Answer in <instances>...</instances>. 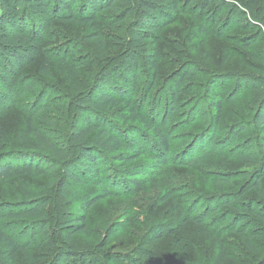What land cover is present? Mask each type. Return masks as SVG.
Segmentation results:
<instances>
[{
  "label": "rangeland",
  "instance_id": "rangeland-1",
  "mask_svg": "<svg viewBox=\"0 0 264 264\" xmlns=\"http://www.w3.org/2000/svg\"><path fill=\"white\" fill-rule=\"evenodd\" d=\"M80 1L73 6L76 15ZM180 1L185 12L171 14L143 44L156 54L155 70L144 60L136 69L125 62L131 34L109 11L98 16L101 45L90 27L51 14L38 34L40 54L21 71L8 69V90L0 91V163L20 164L19 152L32 150L22 133L41 99L47 104L41 115L50 123H34L64 144L73 123H81L75 96L94 95L95 87L129 100L169 142L163 150L151 130L132 122L123 126L104 114L98 123L123 135L133 132L144 151L127 164L100 160L112 196L100 199L97 188L69 182L61 190L57 171L25 183L0 181V213L17 209L26 197L50 199L42 211L52 224L31 238V259L18 254L17 264H214L220 251L221 264H264V244L253 237L251 249L233 231L244 226L251 234L258 226L254 218L247 214L250 219L240 222L244 211L224 204L240 203L235 197L247 188L243 183L264 168V134L251 125L264 89V0L251 10L246 0L206 6ZM66 62L73 73H67ZM262 203L256 201L257 210ZM84 207L88 233L74 237L80 253L62 256L54 219ZM28 221L0 224L27 241L33 226Z\"/></svg>",
  "mask_w": 264,
  "mask_h": 264
},
{
  "label": "trees",
  "instance_id": "trees-1",
  "mask_svg": "<svg viewBox=\"0 0 264 264\" xmlns=\"http://www.w3.org/2000/svg\"><path fill=\"white\" fill-rule=\"evenodd\" d=\"M76 1L0 0V91L8 90L9 84L6 82L8 69L21 71L40 54L41 42L38 34L44 31L43 23L53 13H56L58 18L65 22H71L79 27H90L91 38H98V43L101 45L98 35V16L104 11L111 12L114 22L117 24L125 22L131 34V38L125 44L127 46L125 62L132 69H136L139 61L144 60L149 68L155 70L156 54L154 51L146 50L143 44L159 33L160 24L171 14L178 15L181 10L185 12L180 0H81L83 5L79 10L80 13L76 15L73 11ZM199 1L203 6H206L220 0H187L189 5ZM223 1L221 0V2ZM255 1L246 0L243 4L246 10H251ZM51 4H53L52 7H50ZM20 5L22 7L19 8ZM63 65L68 74L74 72L69 62ZM43 70L48 72L46 66ZM78 94L81 96L78 97ZM78 94L75 96L77 100L74 105L80 113L81 123H73L64 144L53 141L52 134L47 128L34 123L35 119L44 124L50 123L49 117L41 115V112L47 108V104L43 99L39 101L30 113L31 115L27 117L22 133L32 150L19 152V156H23L20 164L14 165L9 161L0 163V181L5 182L8 179L16 178L25 183L27 177L45 176L50 172L57 171L61 190L64 189L63 184L69 182L74 185H91L97 188L100 199L112 196L113 193L102 176L100 160L110 157L120 164H127L142 156L144 151L139 149L136 137L132 135L133 132L123 135L110 130L107 125L98 123L104 114L116 118L123 126L132 122L146 130H151L158 145L163 150L168 149L167 136L157 126L149 125L147 119L131 105L129 100L108 94L99 87H95L94 95L92 91H80ZM208 97L213 98L212 96ZM219 108V102H215L214 109L218 113L220 112ZM251 125L259 135L264 134V89L258 99V108L252 116ZM262 138L264 140V135ZM263 177L264 168L259 167L243 183V185H247V188L235 197V200H242L240 203L232 204L230 200L224 201V204L244 211L238 217L242 218L241 216L249 214L257 223L258 226L251 234L244 230V226L233 229L251 249L254 248L251 242L253 237L264 244V203L260 205L259 210L255 207L259 198L264 199V188L261 187ZM249 191H253L254 196L246 195ZM49 203V197H26L25 201L17 206V209L0 213V222L2 220L24 221L30 219L27 224L33 225L32 231H29L28 240L24 241L22 238L14 236V228L8 232L0 224V264H17L18 254H21L26 260L31 259V254L28 251L31 238L33 241L36 234L46 229L48 224H52L42 211L43 207ZM86 212L87 207H84L78 213L65 214L64 217L62 215L60 218L54 219L56 221L53 223L56 225L54 231L58 232L63 241L59 250L62 256L80 253L74 237L88 233ZM249 219V216L243 217L240 222H247ZM223 259V252L220 251L214 264H221ZM129 264H136V261L132 260Z\"/></svg>",
  "mask_w": 264,
  "mask_h": 264
}]
</instances>
